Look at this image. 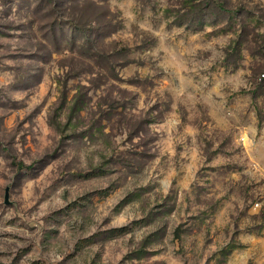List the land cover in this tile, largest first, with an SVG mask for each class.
I'll list each match as a JSON object with an SVG mask.
<instances>
[{
  "label": "rangeland",
  "instance_id": "rangeland-1",
  "mask_svg": "<svg viewBox=\"0 0 264 264\" xmlns=\"http://www.w3.org/2000/svg\"><path fill=\"white\" fill-rule=\"evenodd\" d=\"M205 1L0 0V264H264V0Z\"/></svg>",
  "mask_w": 264,
  "mask_h": 264
},
{
  "label": "trees",
  "instance_id": "trees-1",
  "mask_svg": "<svg viewBox=\"0 0 264 264\" xmlns=\"http://www.w3.org/2000/svg\"><path fill=\"white\" fill-rule=\"evenodd\" d=\"M225 0H218V8H220V9H225V2H224ZM211 2H214V0H206L205 2H204V4H205V7H203V9H202V11L201 12H205V10H209L210 8H211ZM193 8H195V10H196V7L193 5ZM195 10H190L191 12H193V11H195ZM195 17V16H194ZM195 18H199V17H195ZM87 42H90V39H89V41H87ZM82 110V105H81V99H76L75 98V100H74V102H73V105H72V109H71V118H72V116L75 114V113H78V112H80ZM70 118V119H71ZM18 168H19V170L20 169H22V167L23 166H25L24 165V163H22V162H20L18 165Z\"/></svg>",
  "mask_w": 264,
  "mask_h": 264
},
{
  "label": "built area",
  "instance_id": "built-area-1",
  "mask_svg": "<svg viewBox=\"0 0 264 264\" xmlns=\"http://www.w3.org/2000/svg\"><path fill=\"white\" fill-rule=\"evenodd\" d=\"M260 76H261L260 78L263 80L264 79V72Z\"/></svg>",
  "mask_w": 264,
  "mask_h": 264
}]
</instances>
